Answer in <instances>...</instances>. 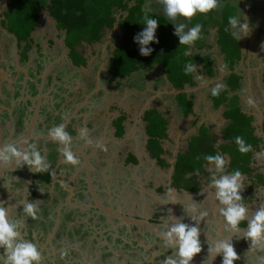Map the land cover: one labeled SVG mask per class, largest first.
Listing matches in <instances>:
<instances>
[{
  "label": "crops",
  "instance_id": "0c3cea01",
  "mask_svg": "<svg viewBox=\"0 0 264 264\" xmlns=\"http://www.w3.org/2000/svg\"><path fill=\"white\" fill-rule=\"evenodd\" d=\"M114 28L117 30L119 28V32L122 31L120 27L114 26ZM120 36L121 33L118 35L117 43L113 47L112 51L118 45ZM31 38L33 40L32 33ZM36 48L38 49V47ZM80 49L82 51V47ZM80 49L78 48L79 51ZM82 53L86 58L85 66L76 67L70 63L71 71L72 75H76L78 71L86 70V73L89 74V77L93 79L95 85V89H92L91 92L84 94L83 91L84 86H87L92 82L90 79L85 85L78 83L74 86L66 85L68 87L67 92L72 93L75 97H69L68 95L56 97V89L58 90L59 88V83L57 82L61 81V79L58 80V73L53 74L47 73L45 71L44 76H47V78L46 81H44L41 85L44 91L43 95L41 96L40 94L35 98H30L27 96L24 98V100L22 99V101L26 100L29 104L31 102L30 100L37 101L33 112L29 114L31 115L30 119L25 118L24 122L19 124L20 128L17 130V132H14L10 127L12 118L14 119L13 110L16 108L15 101L8 105H6V102L4 101L0 103V143L2 146L10 142L19 144L28 133V143H35L42 155L47 156V160L50 164L48 171L40 173H50L52 176L49 181L44 180V178H34L33 174H36L37 172L30 171L27 165H12L13 168L4 174L0 181L1 186V184L3 185L2 181L4 182L5 180V186L7 187V192L5 195L0 197V202H4L5 207H9V214L11 216L14 211L16 212L17 210H20V208H23V204L28 199V197L34 199L35 201L33 202L38 204L40 214L38 212L37 218L35 219L38 220L37 222L34 219L32 220L35 221L34 224L36 227L38 226L39 237L41 238V241L46 240L44 242L45 245L49 243V240L55 238V236L63 237V232H72L78 239H80L82 234L90 232V236L96 237V242L100 243L101 235L97 231L98 229L95 228L93 224L89 223L91 221V214L97 211L92 197L93 194L99 203L105 208L123 213L124 215H129V217H144L150 224H154L152 222H155L158 218L154 217L149 212L147 214V212L141 211L143 215L139 217L137 216V210L131 203V196H128L129 192L126 193L123 191L124 185L127 183L124 180V182H119L122 179H119L118 175L125 174L128 176L126 180H133L134 183H138V181L150 182L151 175H149L147 171L144 176L140 177V175H143L141 173H143V167L145 165L142 160L144 157H146L153 161V165L157 167V169L154 168L153 171L159 172L160 175L163 174L162 168L164 169L165 166L167 167V179L164 183L160 182L157 184V186L155 185L154 187L156 190L161 191V194L163 193V195H165L166 192L172 188L174 189L175 193L181 192L185 194L184 196H192L202 189L201 180L203 181V178L210 180V177L207 178L206 176L207 174L210 176V174L205 172V175L200 176V189L195 192L177 189L173 186L169 188L168 186L172 182L171 176L174 173L176 157L179 153L181 154L187 149L188 142L190 141L191 137L197 134L198 128L201 125H204L209 129L210 132H212L215 139H217L214 146L218 147L222 143L221 131L226 124L225 119L222 117V107L219 115L221 114L222 120L225 122V124L222 128L218 129L217 132H214L215 130L211 131L212 128L216 126V120L218 117L214 118L213 116H210L212 113L209 112V108L213 110H220V108H213L210 97H208L210 104L203 103L202 105V97H200V93L196 94L195 92V90L199 88V81H201L203 77L200 65L195 67V85H185V87L181 90L175 89L172 84L167 81L168 79H166L164 72H162L161 68L159 67L160 72L165 78V81H167L170 85V89H162L161 92L158 94L155 93L152 97H150L146 91L153 92L156 90L151 89L150 87L155 81V76L153 74H156L159 77L161 75L159 71H152L153 73L151 72L155 65L152 68L141 67L137 71L130 73L128 76H113L109 74V66L107 67L106 72L102 74V72L99 71L101 67L96 69L95 63L88 60L89 55H86L84 52ZM94 54L95 53H93V50H91L90 55L93 56ZM111 56L112 52L109 58ZM263 75L264 74H262V78ZM53 78L55 79L52 80ZM246 79V88L247 91H250L251 83L249 76H247ZM3 81L5 80L0 78V86ZM6 81L10 83V80ZM109 81L112 82V84L109 86L116 88V97H106L107 93H113L111 92V89L109 90L106 87L108 86ZM116 83L117 87L115 86ZM102 85L105 86L106 91H98L101 89L100 86ZM258 90L260 94H263V89L260 88ZM80 92H83V94L80 95V97H77L78 95L75 94H79ZM94 92H96V95L99 92H102V94L100 97H90V93ZM181 92L186 93L187 99L192 101V111L188 115H184L180 111L182 108L176 101V95ZM162 94H167L169 96L162 97ZM237 94L240 106L241 103L247 105L249 102L248 100H252L254 98L246 97L245 95H241V93ZM20 97H23V93L20 94ZM27 109L31 108L27 107ZM151 109L157 110L167 121L166 137L159 140L162 153H160L157 158L153 155L152 150L150 151L147 148L149 135L146 133V121L144 120V116L146 112ZM241 110L246 115L252 116V124H254L255 119H257V125H253L255 127L254 133L257 135L256 130L259 129L260 132L264 134V115L260 114L259 110H257V114L250 113L246 109L243 110L242 106ZM176 112H179L182 118H190L192 121H197L200 116H202L201 118H207V116H209L213 120L216 119L214 123L215 125L211 124V122H209V124L202 121L196 122L198 123L196 131L187 136L184 144L185 147L182 148V145L179 144L180 141H178L183 139L181 130L182 128H177L175 132L173 129L174 125L176 124ZM1 116H5L7 118L6 128L3 127L4 123L1 120ZM59 119L62 121H59ZM119 119H122L121 124L118 123ZM60 123L67 125L66 130L72 136L73 151L80 158V164L77 166L64 163L63 157L58 150L60 145L53 142L48 137L49 129ZM81 129L86 130L87 140L81 138ZM14 134H16V136H14ZM89 140L92 143H88ZM261 140L263 141L262 137ZM97 141L106 146L107 151H103L100 147H97ZM261 144L262 142L259 145V149L254 151L253 155L262 150ZM253 163L254 162L251 164ZM63 166L67 167V169L63 168ZM257 175L264 174L258 173L256 176L253 174L251 177L255 179L253 180L254 183L264 185ZM19 180L25 181L28 189L25 191L24 188L23 196L21 195L22 197L18 200L17 195L12 191L15 189ZM158 180L161 181V179ZM163 186L168 187V189L164 190ZM89 188H91L93 193ZM31 190L36 192L35 196L31 193ZM241 195L244 199L243 201H245L246 198L244 193ZM0 196L2 195L0 194ZM158 197L159 196H157V198ZM154 198L156 199V197ZM162 210L163 209H160L156 216L160 213L162 214ZM154 212H156V210H154ZM41 213H47V220L42 218ZM174 213L175 214H173V216H169V220L167 216H165L164 219H162V217H164L163 215L161 218L159 217L160 220L163 221L164 226L172 222L171 217L174 219L178 218L176 211ZM19 219H22V215H20ZM29 220L30 219L28 217V223ZM158 223L159 221L154 224L156 228L159 225ZM88 226L90 227V231ZM245 226H247V221H245L243 225L240 224V227ZM217 238H219L218 234ZM35 239L38 240V237H35ZM123 262L126 264V262H129V260L124 258ZM234 264L237 263L234 262Z\"/></svg>",
  "mask_w": 264,
  "mask_h": 264
},
{
  "label": "trees",
  "instance_id": "16d2710c",
  "mask_svg": "<svg viewBox=\"0 0 264 264\" xmlns=\"http://www.w3.org/2000/svg\"><path fill=\"white\" fill-rule=\"evenodd\" d=\"M1 3L5 4L0 14L1 27L16 37L17 46L21 48L19 52L21 61L25 62L28 58V51L33 43L31 33L39 24L40 11L46 9L55 20L56 29L64 34L63 42L68 48V57L74 66H85L86 58L82 51L78 50L82 43L87 45L99 43L104 32L113 29L116 25L122 31L118 45L109 58V74L128 76L141 67L152 68L158 65L168 81L178 90L183 89L185 85H195L194 72L185 73L187 64L200 65L206 77H214L212 54L203 50L208 43L207 36L211 34L223 56V64L227 65L229 70V74L222 81L226 86L225 89L217 97H213L211 91L209 94L213 108L223 107L222 117L226 124L221 131L222 143L215 147L216 139L212 132L204 125L199 126L197 134L188 142L187 149L176 157L172 186L190 192L199 190L200 176L205 175V169L209 166L204 156L209 154L227 155L228 173L239 169L242 174H250L255 170L251 167L253 153L259 149L262 140L254 133L252 116L242 112L236 93L241 87V76L234 70L242 58V45L240 40L237 41L232 37L228 24V18L233 15L238 16L242 21L248 2L222 0L223 7L219 10L207 15L197 14L191 21L183 18L176 21L169 20L164 11L157 8L160 5L158 0H0ZM145 5L150 7L149 17L159 22L155 32L158 43L153 42L148 45L153 49L148 56L140 54V46L134 39L146 27L143 24ZM178 23H185L188 27L196 23L202 24L203 38L191 47L180 45L179 38L174 35L173 26ZM226 28L229 30L225 31ZM176 101L184 115L191 113L192 101L187 99L186 93H178ZM144 120L146 133L149 135L147 148L152 150L157 158L162 153L159 140L166 137L167 121L155 109L147 111ZM121 121L122 119H119L118 123L121 124ZM196 122L195 120L193 123ZM236 136H242L252 145L249 153L244 155L239 153L234 143ZM34 177L49 181L51 175L37 172ZM257 177L264 183V175ZM244 222L241 224L243 225ZM238 241L244 243L246 239L241 238Z\"/></svg>",
  "mask_w": 264,
  "mask_h": 264
},
{
  "label": "rangeland",
  "instance_id": "374dc122",
  "mask_svg": "<svg viewBox=\"0 0 264 264\" xmlns=\"http://www.w3.org/2000/svg\"><path fill=\"white\" fill-rule=\"evenodd\" d=\"M242 1L249 3V5L246 7L244 11L242 21L244 20V17H247L250 27V33L249 35L244 36L240 39V44L242 45V58L236 65L235 72H237L241 77H244V79L243 81L241 80L242 81L241 87L237 90V92L241 93V95H245L246 97H254L252 99L253 101L251 104L249 102L247 103V105L241 103L243 110L246 109L248 112L255 114H257L258 112L257 110H259L260 111L259 113L264 115V92L263 94H260L258 90L261 88L264 91V79L262 78V74H264V0H242ZM154 6L156 7L155 3ZM3 8H4V3H1L0 14ZM157 8L163 10L162 5H158ZM1 18L2 17L0 16V19ZM40 22L41 24L36 28L35 31L32 32L33 44L31 45V48H29L28 51L29 62L27 64L25 62L22 63L18 62L17 66L15 64L17 59L15 56L13 39L10 35L6 34L7 32L4 29H2L0 26V54H1L0 78H3V80L5 81L10 80V82L13 80L15 84L12 85V88L14 89L15 93H19L21 87L20 83L23 80L21 69L28 71L31 80H34L36 78L35 72L36 75L38 74L39 76L43 75L45 71L47 73H53V74L58 73V79H61V81L57 82L59 83L58 95L60 94L63 96L68 95L69 97H75L72 93L67 92L68 87L66 85L74 86L77 83L81 85H85L90 79L92 82L87 86H84V90H83L84 94L87 92H91L92 89H95L94 81L92 78L89 77V74L86 73V70L78 71L76 75H72L70 59L67 56L68 49L64 46V42H63L64 34L63 32L56 30L55 28L56 25H54V20L48 14L46 9H42L41 11ZM115 27L117 26L115 25ZM118 30L120 29L118 28ZM118 30L116 28L112 30H106L99 43H95L92 45H87L86 43H82L78 47L79 49L81 47L84 48L82 52H84L86 55H89L88 60L95 63L96 69L98 67H101L99 71H101L102 74L106 72L107 67L109 66L108 58L111 55L113 47L117 43L118 35L121 33ZM207 37L208 38L206 40L208 43L204 46L203 50L205 52H209L212 54L215 73L213 78H208L206 77L204 71L202 70V76H203L202 80L199 81L198 84L199 88L195 90L196 94L200 93V97H202V102H201L202 105L203 103L210 104V100L208 98L210 90L212 89V87H215L217 84H222L223 79L229 73L227 65L223 64V59H222L223 56L220 53L218 46L214 42L213 37L211 36V34H209V36ZM36 45H38V49L36 48ZM91 50H93V53H95L93 56L90 55ZM222 65L226 66L223 68V70L221 67ZM36 69H39V71H36ZM152 71H159L161 75L159 77L156 74H153L155 76V81L154 83H152L150 87L151 89H156V90H154L153 92L146 91V93H148L150 97H152L155 93L158 94L159 92H161L162 89L165 90L170 89V85L168 84L167 81H165L163 74L160 72L159 66L155 65L154 68L151 70V72ZM247 76H249L251 83L250 91L249 90L247 91L246 88ZM54 79L55 78H53L52 80ZM110 84H112L111 81H109L108 86L106 87L109 90L111 89V92H113L114 94L107 93L106 97H116L117 94L116 88L109 86ZM115 86L117 87V83L115 84ZM100 87L101 89L98 91H106L104 85ZM82 94L83 92H80L79 94H75V95H78L77 97H80V95ZM101 94L102 92H99L97 94L99 96H97L96 92L90 93V97H100ZM162 95H163L162 97L169 96L167 94L165 95L162 94ZM13 97H15V94L13 95ZM180 111L183 113L181 109ZM220 111L221 108L220 110H213L209 108V112L212 113V115L210 116H213L214 118L218 117L217 120L215 119L216 126L213 127L211 131L215 130L214 132H217V130L222 128L225 124V122L222 120L221 114L219 115ZM201 117L202 116H200L197 119V122L202 121L207 124H209V122H211V124L215 123V120L211 119L209 116H207V118H201ZM175 119H176V124L174 125L173 129L175 132L177 128H182L181 130H182L183 139L182 140L180 139L178 141H180L179 144H181L183 148L185 147L184 144L187 136L191 135L192 132L196 131L198 123L194 124L193 123L194 121L190 120V118L189 119L182 118L179 112H176ZM1 120L4 123L3 127L6 128L7 118L3 116ZM59 121L62 120L59 119ZM253 125H257V119H255ZM256 133L257 135H260V137L263 138L261 144L262 150L258 152L261 153L264 152V134L260 132L259 129L256 130ZM257 154L255 153L253 155L254 163L251 164V166L255 170L250 174H246V175L243 174L244 176L243 190L240 193V194L244 193L246 200L242 201V203H244L249 208L250 216H251V212H255L261 204H264V185L258 183L255 184L253 181L255 179L251 177L253 174L255 176L258 173L264 174V156H257ZM223 156L229 162L228 156L227 155H223ZM142 161L145 165L143 167L144 171L143 173H141L143 175H140V177L144 176V174L147 171V173L151 175L150 182L138 181V183H134L133 180L130 181L126 180L128 177L127 175L125 174L118 175V178L122 179L119 182L125 181L127 183L124 185L123 191L126 193L129 192L128 196H131L132 199L131 203L133 204V207L137 210L138 217L143 215L141 211H144L147 212V214L149 212L151 215L157 218L156 214L159 213L158 211L160 209L165 208L164 211H167L168 213L167 218L169 219L170 218L169 216L171 215L173 216V214H175L174 212L176 211L178 218L182 219L183 223L194 225L195 222H199L200 235L203 237H207L208 239H211L214 233L216 237L218 234L220 238L222 236L223 237L232 236V243L234 249L240 257L239 260L234 261L237 264L239 263L258 264L259 262L258 257L263 256L264 253L259 250H251L250 249L251 242L250 240L247 239L243 244L238 246L235 245L234 238L236 237L243 238V231L241 233L233 235L231 232H229L226 229L223 217L220 215L219 212L220 205L218 201L214 198L215 189L209 186L210 180H206L205 178H203L204 180L203 181L201 180L202 189L199 192L193 194L192 196L190 195L184 196L185 194L181 192L175 193L174 189L172 188H171L172 192L169 193L168 190L166 194L163 195V193L161 194V191L156 190L154 186L155 185L157 186V184L160 182L164 183L166 181L167 167L165 166L164 169L162 168L163 174L160 175L159 172L153 171V169L154 168L157 169V167L153 165L152 160L144 157ZM63 168L67 169V167L64 166ZM205 171L206 173L208 172L210 174V176L208 174L206 175L207 178L211 177L214 174L219 175L215 172V169L212 166H207ZM158 179H161V181ZM2 183L3 185L1 184L0 186V194L2 196L0 197H3V195H5V193L7 192L6 190L7 187L5 186L6 185L5 180L4 182L2 181ZM24 188L25 191L26 189H28L26 182L23 180H19L18 183L16 184L15 189L12 191L17 195L18 200L23 196ZM157 196L159 197L157 198ZM154 197H156V199ZM26 201L33 202L35 200L28 197ZM0 203H2L5 206L4 202H0ZM154 210L157 211L154 212ZM202 212H206L207 215L204 216L201 220L198 218L200 216V213ZM20 215H22V219L26 220V225L25 228L22 229V233L24 234L26 239L32 241V237H36V235L34 234L35 232L37 233V230L35 231V228L37 227L34 226L35 228L34 227L29 228L28 217L23 214V208H20V210H17L16 212L14 211L10 217L12 219L15 218L19 219ZM41 215L44 220H47V213H41ZM164 218L165 216L162 217V219ZM29 219L31 220L32 218L29 217ZM35 221L37 222L38 220ZM216 226L218 227V229ZM240 228L243 230L246 229L247 226ZM140 236L138 235V237ZM124 237L125 236H122V238ZM124 240H127V238L125 237ZM144 240L149 244H154L156 248H158L161 245V243L159 242H153V239L146 233H144V235L139 238V244L143 245ZM98 244L101 243H97V245ZM74 245H75V249H74ZM59 249L61 251V248ZM65 249L67 250V255L63 257L66 260L65 264H100V262L98 261H100L101 258H104L100 255L99 251H97L96 249L93 250V248L89 243L85 244L84 248H81V241H78V238L74 240H70L68 246L65 247ZM75 250L76 253H78L77 256L73 255L75 254ZM0 252L3 253L4 250L0 248ZM56 255H57V251H56ZM54 262H57V258L55 259ZM47 263L48 261L45 262V259H43V264H47ZM221 263L222 261L219 262L218 264ZM1 264H3V262H1ZM59 264H61V262H59ZM126 264H128V262H126Z\"/></svg>",
  "mask_w": 264,
  "mask_h": 264
},
{
  "label": "clouds",
  "instance_id": "9594fccd",
  "mask_svg": "<svg viewBox=\"0 0 264 264\" xmlns=\"http://www.w3.org/2000/svg\"><path fill=\"white\" fill-rule=\"evenodd\" d=\"M158 3L163 6L166 17L172 21L179 18L191 21L197 14L207 15L223 7L222 0H158ZM149 11V5H145L143 24L146 27L134 38L140 46L139 51L142 56H148L153 51L152 48L148 47L150 43H158L155 32L159 22L157 19L149 17ZM228 24L231 28L232 37L237 41L250 33L247 17H244V20L241 21L238 16H230ZM173 26L175 28L174 35L179 38L180 45L191 47L203 38V25L200 23H196L192 27H188L185 23H178ZM228 30L225 29V31ZM195 67L193 64H187L185 73H193ZM221 67L223 70L226 66L222 65ZM225 87L223 84H217L212 88L211 95L213 97L219 96ZM249 103H252L251 99H249ZM80 136L82 139L87 140L85 129H81ZM48 137L60 145L58 150L64 163L72 166L80 164V158L72 148V136L66 130L64 123L50 128ZM88 143L92 142L89 140ZM234 143L242 155L252 150V145L247 143L242 136H236ZM96 146L103 151H107V147L99 141L96 142ZM257 156H264V152L258 153ZM204 160L207 165L214 167L215 172L219 174L210 177L209 186L215 189L214 198L220 205L219 212L223 217L226 229L233 235L243 231V238L251 242L250 249L264 252V204H261L255 212H251L250 216V210L242 203L244 199L240 194L243 190L244 180L242 172L235 169L228 173V161L219 153L205 155ZM12 165H27L29 170L33 172H46L50 168L47 156L42 155L35 143L29 144L26 139L19 144L10 142L0 147V168ZM171 191L169 189V193ZM38 212L39 207L36 202L26 201L23 204V214L27 217L36 219ZM206 215V212H202L198 219L202 220ZM171 221V223L165 225L166 230L161 232L160 235L164 245L175 251L160 261V264H191L193 258L202 251L199 238L200 223L195 222L194 225H189L183 223L182 219H174L173 217H171ZM243 221H247V228L242 230L240 224ZM25 225L26 220L12 219L9 214V207H5L0 203V248L4 250L0 259H3V264H43L44 257L39 246L26 239L22 233ZM66 255L67 250H62L61 257L63 258ZM217 255L222 256V264H234V261L240 259L234 249L232 236L221 237L215 240L211 247H208V264H211ZM258 261L259 264H264V256L258 257Z\"/></svg>",
  "mask_w": 264,
  "mask_h": 264
},
{
  "label": "flooded vegetation",
  "instance_id": "af4514ba",
  "mask_svg": "<svg viewBox=\"0 0 264 264\" xmlns=\"http://www.w3.org/2000/svg\"><path fill=\"white\" fill-rule=\"evenodd\" d=\"M1 20H2V18L0 19V26H1ZM40 21L41 20L39 17L38 26L41 24ZM1 28L5 30V28H3V27H1ZM36 28H35V30H36ZM6 34H8L12 37L13 43L15 41L17 43L15 36H12L8 32ZM64 46H65V44H64ZM83 49L84 48H82V50ZM20 50H21V48L18 47V53L15 52V56L17 59L15 62L16 66L18 65V62L19 63L24 62V61L20 60V57H19ZM67 56H68V53H67ZM28 61H29V54H28V58L25 61V63L27 64ZM70 62H71V60H70ZM108 62H109V60H108ZM109 65H110V63H109ZM21 71H22L23 80L20 83L21 87H20L19 93H15L13 88L11 90L12 85L15 84V82L13 80L10 83L8 81H3V83L0 86V103L2 101H4V102H6V105H8V104L12 103L13 101H15L16 108H15V110H13L14 111L13 112L14 119L12 118V122L10 125L11 129H13L14 132H17V130L20 128L19 124L24 122L25 118L30 119L31 115H29V114H31L33 112L34 106H35L36 101H37V100H35V101L30 100L31 102L29 104V103H27L26 100L22 101V99L24 100V98L27 96L30 98L31 97L35 98L40 94L42 96L44 91H43L41 85L43 84L44 81H46V78H47V76H44L45 72L41 76H39L38 74L36 75V72H35L36 78L34 80H31L30 75L28 74L27 70L21 69ZM36 71H39V69H36ZM13 73H15V72H13ZM243 79H244V77H241L242 81H243ZM58 80H60V79H58ZM33 81H35V82H33ZM56 91H57L56 97H59V96L61 97L60 94L58 95L57 89H56ZM22 93H23V97H20V94H22ZM14 94H15V97H13ZM27 107H30L31 109H27ZM16 109L18 110V112ZM14 136H16V134H14ZM6 173L7 172H4L3 175ZM3 175H2V177H3ZM172 176H173V174H172ZM172 176H171V180H172ZM2 177H1V179H2ZM51 178H52V176H51ZM171 186H172V182L170 183V185L168 187L170 188ZM168 187L163 186V189L167 190ZM31 193L35 196L36 192L34 190L33 191L31 190ZM96 210L98 212L95 211V213L91 214V218H90L91 221L89 223L93 224V226H95V228L98 229L97 231L102 236L100 239L101 244L97 245L96 237H94V236L91 237L90 232L89 233L86 232V233L82 234L80 239H78V241H81V248H84V245L89 243L91 245V247L93 248V250L96 249L97 251H99L100 255L102 257H104V258H101L100 261H98V262H100V264H102V263L103 264H125L123 262L124 258L129 260L128 264H160V261H162L166 256L174 253V251H175L174 249L167 248L164 245L163 240L157 238L153 234H150L145 229L138 228L136 226H126L120 219H117L114 216H108V214L104 213L103 211H101L98 208H96ZM164 210L165 209H163L161 211L162 214L160 213L159 215H157L158 219H156L155 222H152V223L156 224L159 221V223H158L159 225L157 228L154 224H152V226L154 228L158 229L160 232H163L166 230L163 221L160 220L162 215L168 217L167 211H164ZM39 214H40V212H39ZM126 216H129V215H126ZM134 218H136V217L134 216ZM34 223H35L34 220H32V219L29 220V223H28L29 228L36 226ZM88 225H90V224H88ZM88 228L90 231L89 226H88ZM163 228H164V230H163ZM36 230H37V233L35 232L34 235H36V238L38 237V240H36L35 237H32V241L34 243H36L39 246V249L42 251V253L45 254V255H43L45 262L48 261L47 264H59V262H61V264H65L66 260L64 258L61 259L60 254H61L62 250H64L65 247L68 246L70 240L76 239V235L73 234L72 232H63L64 233L63 237L62 236L61 237L55 236V238H52L51 240H49L48 241L49 243H47L45 245L44 242L46 240H44V241L42 240L43 241L42 242L41 238L39 237L38 226H37V228H35V231ZM144 233L149 235L153 239V242H159V243H161V245L158 248H156L154 244H149L148 242H145V240H144L143 245L139 244V238L141 236H143ZM138 235L139 236L141 235V236L138 237ZM122 236H125L128 239V241L124 240L122 238ZM199 238H200V241L202 243L201 244L202 251L199 254H197L196 256L199 259H201L203 264H208V259H207L208 258V247H211L212 243L215 240L219 239L220 237L217 238L215 233H214V235L212 236L211 239H208L207 237H202L201 235ZM240 239H241L240 237L234 238L235 245L238 246V245L243 244V242L238 241ZM59 248H61V251ZM74 249H75V245H74ZM151 250L154 251V255L152 254ZM56 251H57V255H56ZM73 253H74V251H73ZM77 254L78 253H76V250H75V254H73V255L77 256ZM2 256H3V253L0 252V257H2ZM154 257H155V261L151 262ZM56 258H57V262H54ZM221 261H222V256L217 255L214 259V264H218ZM1 262H3V259H0V264H1ZM191 264H195V262L192 261Z\"/></svg>",
  "mask_w": 264,
  "mask_h": 264
},
{
  "label": "water",
  "instance_id": "95a60500",
  "mask_svg": "<svg viewBox=\"0 0 264 264\" xmlns=\"http://www.w3.org/2000/svg\"><path fill=\"white\" fill-rule=\"evenodd\" d=\"M5 5V4H4ZM42 11V10H41ZM41 11H40V20H41ZM54 25H56V22L54 20ZM56 28V26H55ZM57 30V29H56ZM58 31V30H57ZM12 35V34H11ZM14 36V35H12ZM14 49H15V52L18 53V47H17V43L16 41L14 42ZM0 59H1V56H0ZM109 60V59H108ZM71 63V62H70ZM72 65V63H71ZM162 71V70H161ZM165 74V73H164ZM166 77V75H165ZM167 79V77H166ZM168 81V80H167ZM169 82V81H168ZM35 112V111H34ZM29 132V130H28ZM27 140L28 139V133L26 134V136L23 138V140ZM0 147H2V144L0 143ZM13 168V166H9V167H5V168H0V181H1V177L3 175L4 172H7L8 170H11ZM91 190V188H89ZM91 192L93 193V191L91 190ZM93 200L95 202V205H96V208L100 209L101 211H103L104 213L108 214V216H114L116 217L117 219H120L121 221H123V223L126 225V226H136L138 228H143L145 229L146 231H148L150 234H153L154 236H156L157 238L162 239L161 235H160V231L156 228H154L152 226V224H150L146 218H134V217H129V216H126L124 215L123 213H120V212H116V211H112L111 209L109 208H104L103 206H101V204L99 203V201L95 198V195L93 194ZM152 251V254L154 255V251ZM155 261V257L152 259L151 262H154ZM193 261L195 262V264H203V262L201 261V259H199L197 256H195L193 258ZM211 264H214V260L211 262Z\"/></svg>",
  "mask_w": 264,
  "mask_h": 264
}]
</instances>
